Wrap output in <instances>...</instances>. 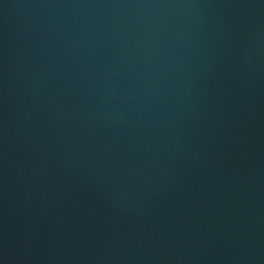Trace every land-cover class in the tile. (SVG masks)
<instances>
[{"label":"water","instance_id":"water-1","mask_svg":"<svg viewBox=\"0 0 264 264\" xmlns=\"http://www.w3.org/2000/svg\"><path fill=\"white\" fill-rule=\"evenodd\" d=\"M0 264H264V0H0Z\"/></svg>","mask_w":264,"mask_h":264}]
</instances>
